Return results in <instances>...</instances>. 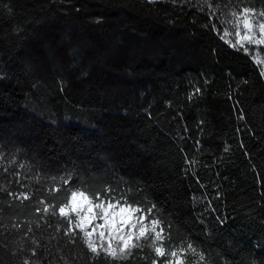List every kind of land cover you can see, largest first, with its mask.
Here are the masks:
<instances>
[{"label":"trees","instance_id":"1","mask_svg":"<svg viewBox=\"0 0 264 264\" xmlns=\"http://www.w3.org/2000/svg\"><path fill=\"white\" fill-rule=\"evenodd\" d=\"M210 2L0 0V264H165L65 235L43 209L81 186L155 204L187 264H264V46L221 38L264 0Z\"/></svg>","mask_w":264,"mask_h":264},{"label":"snow or ice","instance_id":"2","mask_svg":"<svg viewBox=\"0 0 264 264\" xmlns=\"http://www.w3.org/2000/svg\"><path fill=\"white\" fill-rule=\"evenodd\" d=\"M148 2L154 3L156 0H148ZM204 3L207 7H212L210 0H204ZM227 23L234 29V33H230L225 28L221 38L234 35L235 43L231 39L226 40L231 47L248 52L247 45L264 46V10L257 12L254 8L243 7L239 11H230ZM253 59L255 63H264L256 60L255 57ZM261 75H264V70ZM72 179L71 174L67 177L62 176L59 177V183L68 186ZM52 182L56 184L57 178L52 177ZM61 190L59 186L54 187L51 189V194L60 193ZM64 191L66 195L63 202L58 206L48 204L43 210L49 212L55 209L52 214L56 215L58 212L67 222L64 226L65 235H79L93 258L100 256L102 252L106 257L126 260L134 249L144 247L141 241L151 238V248L157 258L171 257L165 264H186L189 253L198 254L200 261L205 259V253L203 251L197 253L191 242L187 247L181 245L170 252L166 251L163 247L166 237L162 221L158 217H152L156 205L153 204L145 210L138 204L130 203L127 196L131 189L128 193L120 194L119 197L110 187L102 189L103 195L101 191L92 192L83 186L75 189L64 188ZM23 198H28L26 193L23 194ZM57 227L59 230V225ZM97 238L99 244L96 242ZM152 264H158V261L154 259Z\"/></svg>","mask_w":264,"mask_h":264},{"label":"rangeland","instance_id":"3","mask_svg":"<svg viewBox=\"0 0 264 264\" xmlns=\"http://www.w3.org/2000/svg\"><path fill=\"white\" fill-rule=\"evenodd\" d=\"M106 243V242H105ZM179 247V246H178ZM178 247H174L172 250H174V249H176V248H178ZM171 250V251H172ZM169 259H171V257L170 256H167V259L165 260V262L167 261V260H169ZM188 262H187V257H186V264H187Z\"/></svg>","mask_w":264,"mask_h":264}]
</instances>
